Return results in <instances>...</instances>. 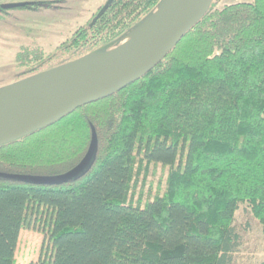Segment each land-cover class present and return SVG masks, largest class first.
I'll return each instance as SVG.
<instances>
[{
  "label": "trees",
  "instance_id": "trees-1",
  "mask_svg": "<svg viewBox=\"0 0 264 264\" xmlns=\"http://www.w3.org/2000/svg\"><path fill=\"white\" fill-rule=\"evenodd\" d=\"M219 1L138 81L0 146V174L53 177L97 136L91 166L66 183L0 177V264H14L32 222L46 236L40 264H232L241 204L264 236V0ZM162 2L114 0L58 48L72 52L64 65L113 49ZM44 61L36 49L15 55L30 71ZM150 165L169 171L143 201Z\"/></svg>",
  "mask_w": 264,
  "mask_h": 264
},
{
  "label": "water",
  "instance_id": "water-1",
  "mask_svg": "<svg viewBox=\"0 0 264 264\" xmlns=\"http://www.w3.org/2000/svg\"><path fill=\"white\" fill-rule=\"evenodd\" d=\"M114 0H107L93 23ZM214 0H163L128 40L104 53H93L0 91V146L61 120L75 110L106 99L150 73L208 13ZM19 5H7L11 9ZM134 31V30H133ZM132 31V32H133ZM97 136L92 128L87 153L65 174L53 177H0L29 183H66L91 166Z\"/></svg>",
  "mask_w": 264,
  "mask_h": 264
},
{
  "label": "rangeland",
  "instance_id": "rangeland-1",
  "mask_svg": "<svg viewBox=\"0 0 264 264\" xmlns=\"http://www.w3.org/2000/svg\"><path fill=\"white\" fill-rule=\"evenodd\" d=\"M107 0H0V7L19 5L17 8H0V91L47 68H57L72 59V52L58 48L84 26ZM242 2L220 0L219 7ZM35 3V4H34ZM137 30L129 33L122 42L130 39ZM120 42V43H122ZM42 51L45 61L38 71L19 68L15 55L22 49ZM178 165V163H177ZM169 169L150 165L137 180V194L152 200L162 193ZM146 174V175H145ZM143 188V189H142ZM142 189V191H141ZM141 191V192H140ZM234 228L239 236V248L232 264H259L264 262V236L259 222L247 204H241L235 213ZM45 234L32 222L22 229L14 255V264H40L47 246Z\"/></svg>",
  "mask_w": 264,
  "mask_h": 264
},
{
  "label": "flooded vegetation",
  "instance_id": "flooded-vegetation-1",
  "mask_svg": "<svg viewBox=\"0 0 264 264\" xmlns=\"http://www.w3.org/2000/svg\"><path fill=\"white\" fill-rule=\"evenodd\" d=\"M106 2H107V1H106ZM34 4H35V3H34ZM102 7H103V6H102ZM102 7H101V8H102ZM0 8L2 9V7H0ZM15 8H17V7H15ZM101 8H100V9H101ZM100 9H99V10H100ZM99 10H98V12H99Z\"/></svg>",
  "mask_w": 264,
  "mask_h": 264
}]
</instances>
